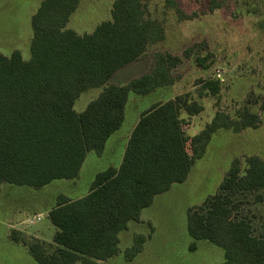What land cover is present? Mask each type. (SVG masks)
Returning <instances> with one entry per match:
<instances>
[{"label":"trees","instance_id":"trees-1","mask_svg":"<svg viewBox=\"0 0 264 264\" xmlns=\"http://www.w3.org/2000/svg\"><path fill=\"white\" fill-rule=\"evenodd\" d=\"M78 4L42 0L31 19L30 59L19 50L9 56L0 52V191L5 182L41 188L76 178L88 153L101 155L121 128L131 92L148 95L174 83L172 70L182 58L157 52L150 72L123 86H105L151 44L164 40L165 28L147 16L144 0H115L111 19L79 34L67 28ZM196 60L204 66L207 57ZM201 82V92L220 93V80ZM103 86L83 111L74 109L83 92ZM202 109L188 93L152 105L132 130L120 166L98 172L84 197L61 196L49 210L56 227L52 243L26 239L16 229L10 231L11 240L25 245L38 264H102L115 256L119 233L129 222H140L142 210L157 195L186 181L192 162L203 157L215 132L233 126L232 117L218 111L201 132L189 136L182 114L192 116ZM240 124L251 125L247 111ZM247 163L243 177L220 184L222 201L215 195L206 202L208 209H188L187 230L194 240L190 250L206 240L223 249L221 264H264V227L253 240L254 224L240 200L264 189V163L259 158ZM151 235H136L125 259L133 260Z\"/></svg>","mask_w":264,"mask_h":264},{"label":"rangeland","instance_id":"rangeland-1","mask_svg":"<svg viewBox=\"0 0 264 264\" xmlns=\"http://www.w3.org/2000/svg\"><path fill=\"white\" fill-rule=\"evenodd\" d=\"M114 1L80 0L67 28L79 34L93 32L99 23L111 19ZM144 1L147 16L163 24L165 39L151 44L144 56L119 70L105 86H123L150 72L157 52L182 58L181 64L172 70L174 83L148 95L131 92L121 128L109 138L101 155L93 150L88 153L76 178L54 180L41 188L7 182L1 185L0 264H37L25 248L10 240V233L8 239L7 228L17 229L26 239L52 243L56 228L47 213L58 198L78 199L87 195L98 172L120 166L141 114L156 103L185 93L203 106L196 115L182 114L189 136L201 132L218 111L230 115L234 124L213 134L203 157L192 162L186 181L157 195L152 205L142 210L141 222H129L128 228L119 233L118 253L105 264L223 262V249L206 240H198L196 248L190 250L194 240L187 230L188 209L206 207L208 199L215 195L222 201L220 184H234L243 177L249 159L259 158L264 163V0ZM41 2L0 0V52L9 56L19 50L24 59H30L31 19ZM197 57H207L206 64L199 65ZM207 79L220 80L218 95L201 92V80ZM103 88L83 92L74 109L83 111ZM245 111L250 114L251 125L243 127L240 117ZM232 167L238 172L232 173ZM240 200L243 212L254 224L255 240L264 227V189L243 195ZM37 213L42 214V219L29 222ZM7 222L13 227H7ZM150 232L151 238H146L142 250L133 260H126L125 251L132 246L135 236H147Z\"/></svg>","mask_w":264,"mask_h":264},{"label":"crops","instance_id":"crops-1","mask_svg":"<svg viewBox=\"0 0 264 264\" xmlns=\"http://www.w3.org/2000/svg\"><path fill=\"white\" fill-rule=\"evenodd\" d=\"M79 3H80V0H79ZM78 5H79V4H78ZM77 8H78V7H77ZM76 10H77V9H76ZM71 16H72V15H71ZM77 33H78V32H77ZM157 90H158V89H157ZM154 92H155V91H154ZM108 140H109V139H108ZM108 140H107V141H108ZM106 143H107V142H106ZM105 146H106V144H105ZM104 149H105V148H104ZM36 215H40V217H41V219H42V214H41V213H37V214H35L34 216H36ZM47 217H48V213H47ZM41 219H40V220H41ZM40 220H39V221H40ZM50 222H51V221H50ZM140 222H141V221H140ZM7 224H8L7 227L11 226L10 223L7 222ZM14 226H15V225H14ZM12 227H13V226H11V228H12ZM55 228H56V227H55ZM11 230H14V228H12V229H10V227L7 228V236H8V239H10V238H9V233H10ZM16 230H17V229H16ZM52 238H53V237H52ZM150 238H151V237H150ZM150 238H148V239H150ZM10 240H11V239H10ZM11 241L14 242L13 240H11ZM146 241H147V240H146ZM146 241H145V242H146ZM145 242H144V243H145ZM14 243H15L16 245L22 246V247L25 248V249L28 251V253H29V250H28V248H27L25 245H23L22 243H17V242H14ZM143 245H144V244H143ZM196 246H197V244H196ZM29 254H30V253H29ZM30 255H31V254H30ZM31 257H32V255H31ZM32 258H33V257H32ZM111 258H112V257H111ZM33 259H34V258H33ZM109 259H110V258H109ZM34 261H35V260H34ZM106 261H107V260L102 261L101 263H102V264H105ZM35 262H36V261H35ZM36 263H37V262H36ZM78 263H79V262H78ZM37 264H38V263H37ZM79 264H80V263H79Z\"/></svg>","mask_w":264,"mask_h":264},{"label":"built area","instance_id":"built-area-1","mask_svg":"<svg viewBox=\"0 0 264 264\" xmlns=\"http://www.w3.org/2000/svg\"><path fill=\"white\" fill-rule=\"evenodd\" d=\"M40 219H41L40 215H36L34 217H31L30 220H29V222L33 223V222L38 221Z\"/></svg>","mask_w":264,"mask_h":264}]
</instances>
